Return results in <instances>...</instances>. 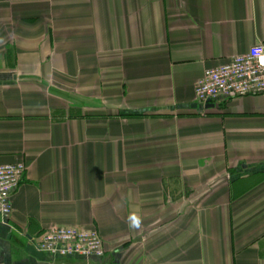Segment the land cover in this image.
<instances>
[{"label":"crops","instance_id":"0c3cea01","mask_svg":"<svg viewBox=\"0 0 264 264\" xmlns=\"http://www.w3.org/2000/svg\"><path fill=\"white\" fill-rule=\"evenodd\" d=\"M264 46V0H0V264H264V95L195 97ZM94 229L99 257L36 247Z\"/></svg>","mask_w":264,"mask_h":264},{"label":"built area","instance_id":"2783aa9c","mask_svg":"<svg viewBox=\"0 0 264 264\" xmlns=\"http://www.w3.org/2000/svg\"><path fill=\"white\" fill-rule=\"evenodd\" d=\"M264 95V46L256 44L230 61L206 70L196 82L195 97L206 105L221 98ZM22 162L0 164V215L11 213V195L22 178ZM36 247L51 257H99L104 253L103 241L94 229L55 226L42 232Z\"/></svg>","mask_w":264,"mask_h":264},{"label":"water","instance_id":"95a60500","mask_svg":"<svg viewBox=\"0 0 264 264\" xmlns=\"http://www.w3.org/2000/svg\"><path fill=\"white\" fill-rule=\"evenodd\" d=\"M212 106H213L212 103H207V104L205 105V108H207V107H212Z\"/></svg>","mask_w":264,"mask_h":264}]
</instances>
